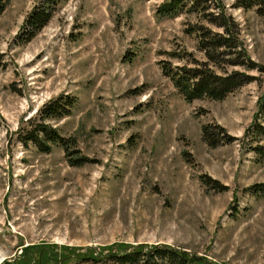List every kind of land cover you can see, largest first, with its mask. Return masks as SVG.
Listing matches in <instances>:
<instances>
[{"label": "rangeland", "instance_id": "obj_1", "mask_svg": "<svg viewBox=\"0 0 264 264\" xmlns=\"http://www.w3.org/2000/svg\"><path fill=\"white\" fill-rule=\"evenodd\" d=\"M4 1L0 263L26 264L39 246L54 251L49 264H61L73 249L125 242L167 243L215 264H264V192L249 188L264 182V160L243 139L264 74L247 69L259 80L221 99L188 102L157 63L206 59L202 31H220L208 17L223 11L240 45L264 64V4L183 0L177 15L158 17L162 0H60L48 22L20 41L34 0ZM61 93L76 97L70 112L45 120L72 138L69 149L20 140L27 118ZM206 122L237 138L208 145ZM76 156L88 160L72 164Z\"/></svg>", "mask_w": 264, "mask_h": 264}, {"label": "trees", "instance_id": "obj_2", "mask_svg": "<svg viewBox=\"0 0 264 264\" xmlns=\"http://www.w3.org/2000/svg\"><path fill=\"white\" fill-rule=\"evenodd\" d=\"M60 0H34L33 5L26 13L18 31L20 41L30 40L50 19ZM194 6L207 0H190ZM238 6L257 7L264 4V0H237ZM183 0H162L155 9L158 17H171L177 15L183 8ZM5 1L0 0V11ZM220 31L204 32L200 37L199 48L204 51L206 59H192L191 64H173L169 59L157 60L162 73L168 76L178 92L186 101L196 98L208 97L221 99L227 93L252 80H259L257 75L249 73L247 69H257L264 74V64L254 61L245 47L240 45L238 29L234 20L225 15L223 11L208 17ZM225 63L232 66L229 70L220 72L212 65L220 66ZM239 66V68L235 67ZM242 67V68H241ZM76 97L73 94L61 93L43 103L37 114L27 118L32 122L30 127L20 128L18 138L23 142L32 141L38 148L49 150L52 144H60L66 150L73 144L71 137L63 136L56 126L45 119L59 117L70 112ZM23 129V130H21ZM202 139L210 146L219 142H229L237 138L227 132L223 125L217 122H206L201 127ZM243 139L248 138V148L256 160H264V90L256 101V110L252 120L246 126ZM72 164H80L86 157H69ZM249 188L254 192H264V182L255 183ZM35 248V247H34ZM35 253L24 260L26 264H49L54 257V251L36 246ZM35 257V258H34ZM71 258V259H70ZM11 263V262H10ZM0 264H9L4 260ZM12 264V263H11ZM61 264H215L205 256L189 252L167 243H125L117 242L100 250L87 248L85 251L72 250V254Z\"/></svg>", "mask_w": 264, "mask_h": 264}]
</instances>
